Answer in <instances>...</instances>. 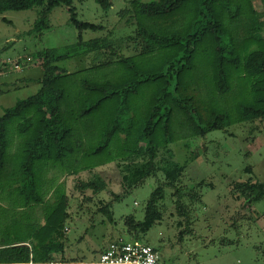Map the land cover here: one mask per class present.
Instances as JSON below:
<instances>
[{
    "label": "trees",
    "instance_id": "1",
    "mask_svg": "<svg viewBox=\"0 0 264 264\" xmlns=\"http://www.w3.org/2000/svg\"><path fill=\"white\" fill-rule=\"evenodd\" d=\"M94 1L106 12L112 8L111 0ZM61 6L70 8V21L80 32L103 30L80 22L72 9L73 0H0V17L9 11L40 9L29 35L42 34L50 28L52 11ZM253 6L249 0L133 1L125 12L135 19L132 38L118 44L99 40L87 45L81 36L77 45L38 54L42 75L23 81L38 83L39 91L0 116V192L15 188L29 204L41 203L37 193L41 173L48 167L59 168L65 176L89 172L92 177L80 182L78 190L83 196L92 192L94 197H84L88 203L102 193L110 194L113 201L106 202L98 213L113 221L111 207L122 196L111 192L96 170L121 162L125 194L149 178L163 177L144 221L126 218L130 234H146L163 220L158 205L167 188L174 190L177 216L188 221L191 207L200 200L199 186L179 187L185 166L173 159L158 162L157 153L177 142L264 119V19L261 13L260 19L256 17ZM3 21L7 23L5 18ZM84 46L83 53L98 56L95 69L120 68L122 75L92 82L80 73L62 72L56 64L72 58V51ZM133 46L141 52L121 53ZM150 58L157 62L154 68L138 64L151 63ZM237 79L242 80L241 87ZM142 90L148 95L139 104ZM12 126L17 136L13 142ZM132 158L144 161L127 163ZM60 186L53 187L56 202L41 235L49 241L40 246L45 253L39 255L38 250L21 246L25 242H16L2 246L8 257L0 263L53 264L52 255L64 253L65 224L72 212L68 195L57 197ZM234 191L249 204L264 199V183H239ZM74 263L78 262L68 264Z\"/></svg>",
    "mask_w": 264,
    "mask_h": 264
},
{
    "label": "rangeland",
    "instance_id": "2",
    "mask_svg": "<svg viewBox=\"0 0 264 264\" xmlns=\"http://www.w3.org/2000/svg\"><path fill=\"white\" fill-rule=\"evenodd\" d=\"M133 1L149 4L161 0H111L112 8L108 12L94 0H73L72 9L76 11L78 20L102 27L103 30L99 31L80 32L70 21V8L61 6L51 13L49 30L29 35L40 18V9L9 11L0 17V63L32 57L34 65H31L35 72L31 75L37 80L42 75L38 54L46 50L77 45L81 36L87 45L99 40L118 44L130 36L132 38L135 36V19L125 12ZM247 1L243 0V3ZM249 1L254 5L256 17L260 19L261 13L264 19V0ZM245 10L252 12L249 8ZM86 48L72 51V58L56 65L64 73H80L92 82L122 75L120 68L95 69L93 64L98 56L83 53ZM140 52V47L133 46L121 53L130 56ZM138 64L152 69L157 62L153 63L151 59V63L140 61ZM28 74L27 71H12L0 77V93L6 92L0 95V116L18 101L39 91L38 83L23 81L29 78ZM237 82L241 87L242 80L237 79ZM142 91L137 100L139 104L148 95L147 91ZM13 127L10 130L12 142L17 137L13 135ZM168 159L185 166L179 187L197 189L199 186L200 200L191 207L188 221L177 216L172 197L174 190L167 188L165 198L158 205L163 220L146 234H130L126 218L144 221L152 194L163 181L161 174L125 194L121 183V162L98 168L96 173L107 182L109 190L122 196L111 207L114 219L110 221L98 213L105 204L113 201L110 194L102 193L88 203L84 197H94L92 192L88 191L83 196L84 193L78 190L80 182L88 181L92 173L83 172L80 177L65 176L59 168L55 171L48 167L41 173V186L37 193L41 203L29 204L28 200L19 197L15 188L0 192V259L8 257L1 251L2 246L16 242L27 243L29 250H38L39 255L45 253L40 246L49 241L45 242L41 235L56 202L53 187L61 185L57 197L68 195L72 216L65 224V251L56 256L59 263L97 262L110 243L123 239L150 245L160 253L164 264H264V199L249 204L246 199H239V194L234 191V186L239 183H264V119L233 125L211 132L205 138L181 141L160 149L157 161ZM143 161L144 158H132L127 163L140 164Z\"/></svg>",
    "mask_w": 264,
    "mask_h": 264
},
{
    "label": "built area",
    "instance_id": "3",
    "mask_svg": "<svg viewBox=\"0 0 264 264\" xmlns=\"http://www.w3.org/2000/svg\"><path fill=\"white\" fill-rule=\"evenodd\" d=\"M32 58H19L0 63V77L9 72H24L33 64ZM34 65V64H33ZM26 68V69H25ZM8 72V73H7ZM84 264H164L162 256L150 245L140 241H125L119 239L108 245L94 263Z\"/></svg>",
    "mask_w": 264,
    "mask_h": 264
},
{
    "label": "crops",
    "instance_id": "4",
    "mask_svg": "<svg viewBox=\"0 0 264 264\" xmlns=\"http://www.w3.org/2000/svg\"><path fill=\"white\" fill-rule=\"evenodd\" d=\"M34 72H35V71H34V68L31 69V70L29 69V70L27 71V73H29V74H28V77H29V78H30V77H31V78L34 77V75H31V73H34ZM23 244H24V243H23ZM23 244H22L21 246H28L27 243H26V245H23ZM57 255H59V254L52 255V260H53L52 262H53V264H65V263H62V262H61V263L57 262V260H56V259H57V258H56ZM61 259L63 260L64 257L62 256ZM77 262H78V263H74V264H84L83 262H79V261H77ZM31 263L34 264L33 262H31ZM0 264H4V263H0Z\"/></svg>",
    "mask_w": 264,
    "mask_h": 264
},
{
    "label": "bare ground",
    "instance_id": "5",
    "mask_svg": "<svg viewBox=\"0 0 264 264\" xmlns=\"http://www.w3.org/2000/svg\"><path fill=\"white\" fill-rule=\"evenodd\" d=\"M32 264V263H31Z\"/></svg>",
    "mask_w": 264,
    "mask_h": 264
}]
</instances>
